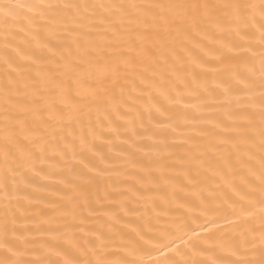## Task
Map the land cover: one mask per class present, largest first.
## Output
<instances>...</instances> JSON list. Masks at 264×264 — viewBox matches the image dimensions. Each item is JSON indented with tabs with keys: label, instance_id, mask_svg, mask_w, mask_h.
<instances>
[{
	"label": "snow or ice",
	"instance_id": "snow-or-ice-1",
	"mask_svg": "<svg viewBox=\"0 0 264 264\" xmlns=\"http://www.w3.org/2000/svg\"><path fill=\"white\" fill-rule=\"evenodd\" d=\"M0 24L6 30L18 26L11 35L21 37V44L12 47L8 41L0 50L6 72L0 84V191L8 201L0 225V264H142L109 251L111 236L105 232L91 243L87 260L77 256L75 231L42 244L47 258H24L29 241L16 227L19 201L27 196L22 187L35 178L50 179L36 163L53 157L61 170L78 172L86 184L102 177L104 169L92 159H103L97 142L111 144L105 133L119 137L121 122L129 133L121 142L137 166L135 154L142 150L137 140L145 138L137 119L143 127L145 117L152 123L156 115L164 119L155 126L171 127L164 123L170 110L185 94L197 95L200 76L209 72L215 74L212 99L227 108L220 118L205 121L211 129L194 128V136L182 139L183 155L173 156L177 145L153 130L147 138L175 163L141 164L144 175L137 183L145 191H137L142 199L152 193L154 202L226 212L223 219L239 229L235 236H220L205 228L209 235L203 237L190 229L186 250L173 247L175 241L157 249L165 256L162 264H209L195 256L224 248L235 257L226 264H264V0H0ZM189 76L187 91L173 95V82ZM195 137H211L208 147L201 149ZM58 182L77 187L63 178ZM121 211L133 209L121 202ZM121 218L113 217L112 228ZM257 218L258 229L243 227Z\"/></svg>",
	"mask_w": 264,
	"mask_h": 264
},
{
	"label": "bare ground",
	"instance_id": "bare-ground-1",
	"mask_svg": "<svg viewBox=\"0 0 264 264\" xmlns=\"http://www.w3.org/2000/svg\"><path fill=\"white\" fill-rule=\"evenodd\" d=\"M28 2V0H25ZM18 26L10 25L6 30L0 24V50H3L5 43L12 41V47L21 44V37L13 38L12 32ZM256 55L253 58L256 77H259V46L255 47ZM199 72V69H195ZM6 79L5 66L0 62V84ZM189 76L184 81H175L172 84L173 95L177 91H187ZM201 90L197 95L185 94L180 105L170 110V119L164 120L165 124L171 127L161 128L155 126V120L164 119L154 115L153 122L150 123L145 117L143 127L141 121L137 119V131L144 135V139L137 140L142 150L137 151L135 159L139 162L137 166L129 162L127 155V145L121 141L129 135L125 131L126 125L120 128V135L116 137L111 133H105L111 140V144L97 142L100 154L103 156L93 157V162L98 168H103L105 174L97 178L90 184H86L77 173H69L61 170L57 165L56 158H51L43 163L37 162V169L43 168L44 173L50 175V179L42 180L35 178V183L23 188L27 193L24 199L19 201L21 206L20 216L17 220V231L23 232L29 241L27 254L24 258H47L49 253L42 244L51 241L57 233L63 232L70 235L75 231L80 245V252L77 253L79 259L87 260L92 258L88 249L91 243L96 241L100 232H105L111 236L109 251L119 255H125L129 259L141 260L142 264H162L165 256L158 248L162 245L175 241L173 247L186 250L189 245L185 241L192 235L190 229H195L200 236H207L209 233L205 228L211 229L213 233L220 236H235L239 231L233 224L227 223L223 217L226 212L214 214L201 212L198 208H190L187 204L178 201L153 200L152 193H146L147 199L140 198V191H145L137 180L144 173L140 165L153 164L159 159L161 163L174 164L175 160L169 158L167 152H158L162 145L156 143L154 139L147 138L153 130L158 135L167 139L169 144H176L172 150L173 156L183 155L187 146L183 145L182 139L194 136L193 129H211L212 125L205 121L209 118H220L227 105L218 103L212 99L211 90L215 88V74L209 72L200 76ZM205 89H207L205 91ZM117 89V94H118ZM258 95V89L254 90ZM216 95L222 100L219 90ZM146 99V98H145ZM143 103V101H141ZM185 103L197 105V107H185ZM139 107V104L137 105ZM88 117H85V128ZM96 113L93 112L91 120L94 122ZM211 137H195L201 149L209 145ZM51 156V153H49ZM3 168V161L0 159V169ZM44 173L41 175L43 176ZM31 175V173H29ZM58 178L65 179L68 184L77 187H68L64 183H59ZM140 189V191H137ZM121 202L127 204L133 211L125 214L121 211ZM8 203L5 193L0 191V225L3 223L4 205ZM13 206H17L16 199L11 201ZM65 213H68L67 215ZM91 213V214H90ZM75 215V221L73 220ZM122 217L112 228L113 217ZM83 217V223H79ZM210 221H215L211 223ZM260 226L259 219H255L251 224L243 227ZM112 229L109 233V229ZM187 233V235H186ZM139 234V235H137ZM143 236V240H140ZM147 241V243H145ZM139 242L142 247L137 246ZM171 255L169 249L164 250ZM53 259H63L64 257L53 255ZM116 258V257H110ZM196 259L208 261L218 260L226 264L234 259L227 248L217 249L214 252L198 253Z\"/></svg>",
	"mask_w": 264,
	"mask_h": 264
}]
</instances>
